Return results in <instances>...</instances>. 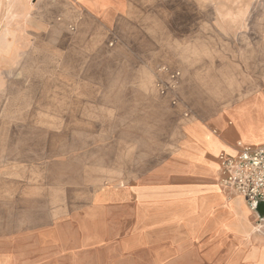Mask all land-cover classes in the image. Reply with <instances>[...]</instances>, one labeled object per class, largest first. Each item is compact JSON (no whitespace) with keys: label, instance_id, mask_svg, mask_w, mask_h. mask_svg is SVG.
I'll list each match as a JSON object with an SVG mask.
<instances>
[{"label":"crops","instance_id":"0c3cea01","mask_svg":"<svg viewBox=\"0 0 264 264\" xmlns=\"http://www.w3.org/2000/svg\"><path fill=\"white\" fill-rule=\"evenodd\" d=\"M107 54L181 71L179 104L156 89L188 115L174 148L122 180L65 189L81 201L1 217L18 228L0 232V264H264V205L223 187L218 160L264 144V0H0V113L25 112L10 101L38 96L37 75Z\"/></svg>","mask_w":264,"mask_h":264},{"label":"rangeland","instance_id":"374dc122","mask_svg":"<svg viewBox=\"0 0 264 264\" xmlns=\"http://www.w3.org/2000/svg\"><path fill=\"white\" fill-rule=\"evenodd\" d=\"M106 61L41 73L38 96L10 101L11 111L24 104L25 112L0 113V180L9 185L0 189V218L24 217L22 206L35 200L43 212L53 199L81 201L85 195L65 189L122 180L174 148L167 141L178 138L188 115L156 92L154 71L162 65H131L128 56L114 65L108 54ZM166 67L180 79L179 69ZM17 228L0 225V232Z\"/></svg>","mask_w":264,"mask_h":264},{"label":"built area","instance_id":"2783aa9c","mask_svg":"<svg viewBox=\"0 0 264 264\" xmlns=\"http://www.w3.org/2000/svg\"><path fill=\"white\" fill-rule=\"evenodd\" d=\"M180 73L165 65L154 71L155 86L162 96H169L171 105L181 102L177 94ZM221 173L220 184L244 197L252 212L264 204V144L250 147L241 145L234 154L218 155Z\"/></svg>","mask_w":264,"mask_h":264},{"label":"water","instance_id":"95a60500","mask_svg":"<svg viewBox=\"0 0 264 264\" xmlns=\"http://www.w3.org/2000/svg\"><path fill=\"white\" fill-rule=\"evenodd\" d=\"M262 205H264V204H259L258 207H257V209H258L260 206H262Z\"/></svg>","mask_w":264,"mask_h":264}]
</instances>
